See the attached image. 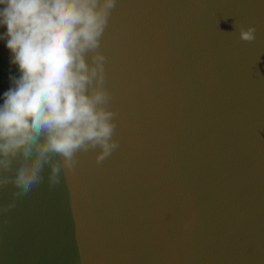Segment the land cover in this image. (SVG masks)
Segmentation results:
<instances>
[{"label": "water", "instance_id": "obj_1", "mask_svg": "<svg viewBox=\"0 0 264 264\" xmlns=\"http://www.w3.org/2000/svg\"><path fill=\"white\" fill-rule=\"evenodd\" d=\"M100 51L119 147L0 190V264H264V0H117Z\"/></svg>", "mask_w": 264, "mask_h": 264}, {"label": "clouds", "instance_id": "obj_2", "mask_svg": "<svg viewBox=\"0 0 264 264\" xmlns=\"http://www.w3.org/2000/svg\"><path fill=\"white\" fill-rule=\"evenodd\" d=\"M116 3L0 0V40L10 53V87L0 103V190L11 186L14 197L26 196L44 183L46 168L54 189L81 153L96 152L100 164L118 149V113L100 51ZM235 28L241 41L256 39L254 26Z\"/></svg>", "mask_w": 264, "mask_h": 264}]
</instances>
